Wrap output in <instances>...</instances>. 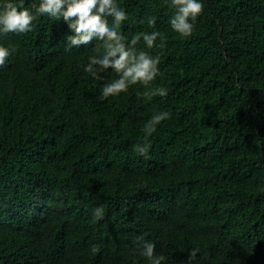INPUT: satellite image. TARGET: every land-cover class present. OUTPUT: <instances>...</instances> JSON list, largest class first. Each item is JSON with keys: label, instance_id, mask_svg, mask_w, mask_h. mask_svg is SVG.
<instances>
[{"label": "trees", "instance_id": "obj_1", "mask_svg": "<svg viewBox=\"0 0 264 264\" xmlns=\"http://www.w3.org/2000/svg\"><path fill=\"white\" fill-rule=\"evenodd\" d=\"M116 2L126 43L164 37L135 45L155 79L118 95L85 71L103 42L68 47L62 18L0 35V264H150L149 242L160 264H264V0H203L189 36L168 0Z\"/></svg>", "mask_w": 264, "mask_h": 264}, {"label": "clouds", "instance_id": "obj_2", "mask_svg": "<svg viewBox=\"0 0 264 264\" xmlns=\"http://www.w3.org/2000/svg\"><path fill=\"white\" fill-rule=\"evenodd\" d=\"M31 7L22 6L16 0H0V35L17 32L27 33L32 30L34 20L39 15L47 14L55 19H63L68 28L73 31L69 35L68 47L76 48L91 45L94 41L103 42L106 51L103 55L91 57L85 71L93 78L101 79L100 73L109 70L118 75L101 86V98L118 95L127 91L129 86L136 83L149 84L157 76L159 70V56H153L135 45L143 37L148 48H152L156 38L161 39L160 47L164 46V37L158 31L140 32L126 43L125 36L117 31V26L127 19L126 10L119 6L116 0H39V3L30 0ZM169 7L174 9L169 18L170 27L182 36H189L193 32L194 21L203 10V0H168ZM111 18V26L109 24ZM149 25H155V17L148 19ZM9 46L0 43V65L9 57ZM167 95V89L159 87L152 90L151 95ZM147 95V93H146ZM169 113L158 112L152 115L145 123L147 134L151 135L156 126ZM148 152V146L139 148L138 154ZM154 243H146L142 255L150 260V264H160L163 255L153 258ZM199 251L191 249L189 260Z\"/></svg>", "mask_w": 264, "mask_h": 264}]
</instances>
